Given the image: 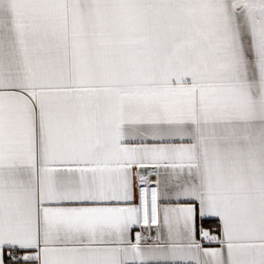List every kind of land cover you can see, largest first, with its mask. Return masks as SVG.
<instances>
[{
  "label": "snow or ice",
  "instance_id": "1",
  "mask_svg": "<svg viewBox=\"0 0 264 264\" xmlns=\"http://www.w3.org/2000/svg\"><path fill=\"white\" fill-rule=\"evenodd\" d=\"M0 264H264V0H0Z\"/></svg>",
  "mask_w": 264,
  "mask_h": 264
}]
</instances>
